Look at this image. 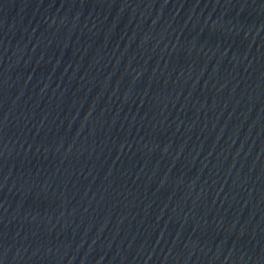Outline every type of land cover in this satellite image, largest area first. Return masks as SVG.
<instances>
[{"label": "water", "instance_id": "95a60500", "mask_svg": "<svg viewBox=\"0 0 264 264\" xmlns=\"http://www.w3.org/2000/svg\"><path fill=\"white\" fill-rule=\"evenodd\" d=\"M51 264H264V0H35Z\"/></svg>", "mask_w": 264, "mask_h": 264}]
</instances>
